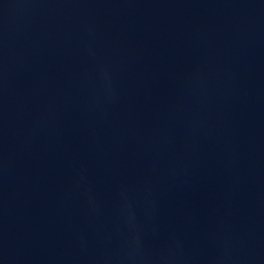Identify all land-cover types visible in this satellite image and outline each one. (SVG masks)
<instances>
[{"label": "water", "instance_id": "water-1", "mask_svg": "<svg viewBox=\"0 0 264 264\" xmlns=\"http://www.w3.org/2000/svg\"><path fill=\"white\" fill-rule=\"evenodd\" d=\"M0 264H264V0H0Z\"/></svg>", "mask_w": 264, "mask_h": 264}]
</instances>
